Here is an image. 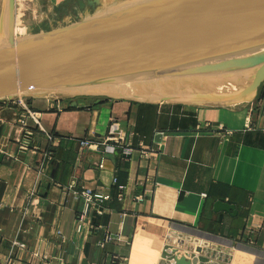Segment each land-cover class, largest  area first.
<instances>
[{
	"label": "crops",
	"instance_id": "obj_1",
	"mask_svg": "<svg viewBox=\"0 0 264 264\" xmlns=\"http://www.w3.org/2000/svg\"><path fill=\"white\" fill-rule=\"evenodd\" d=\"M104 1L33 3L41 4V22L62 26L132 0ZM257 102L54 96L30 104L44 112L52 139L31 127L32 140L22 150L20 105L0 100V264H264V115ZM114 123L137 134L134 148L142 142L154 149L152 158L124 156L115 146L79 153L80 141H95ZM218 123L233 134L217 137L210 126ZM114 181L125 188L122 202ZM72 182L78 189L115 191L106 212L81 233L75 220L82 203L67 191ZM138 194L144 201L133 205ZM219 203L235 212L217 210ZM106 233L111 240L100 247Z\"/></svg>",
	"mask_w": 264,
	"mask_h": 264
},
{
	"label": "water",
	"instance_id": "obj_2",
	"mask_svg": "<svg viewBox=\"0 0 264 264\" xmlns=\"http://www.w3.org/2000/svg\"><path fill=\"white\" fill-rule=\"evenodd\" d=\"M15 22L16 0H2L0 100L32 91L103 98L146 90L200 91L192 101L215 102L219 93L196 88L211 85L239 93L232 104L264 100V0H132L46 33L76 35L28 44L35 35L16 38Z\"/></svg>",
	"mask_w": 264,
	"mask_h": 264
},
{
	"label": "built area",
	"instance_id": "obj_3",
	"mask_svg": "<svg viewBox=\"0 0 264 264\" xmlns=\"http://www.w3.org/2000/svg\"><path fill=\"white\" fill-rule=\"evenodd\" d=\"M27 29L28 28L26 26L21 24L18 25L17 22H15L14 36L16 38L26 37L29 34V30ZM18 101L20 102V100ZM19 105L20 110L17 122L19 124L20 131L22 132V142L20 143V148H22V150L28 148V145L33 137V130L31 127L40 133H44L48 140H51V136L47 134L45 128L43 127L42 121L44 112L33 109L29 104H25L23 102H20ZM256 108L262 113V115H264V100L258 99ZM210 129L217 137H220L221 139L230 137L233 134L231 130L220 123L217 125H211ZM136 138H138V136L131 128L122 129L118 123H114L109 127L105 135L96 138L95 141L89 139L80 141L79 153L83 150L98 152L102 149L115 146L122 149V154L124 156H131L133 153L137 152L142 160H148L152 158L154 149H144L142 142L138 143V148L133 147L132 141ZM32 150L35 151L36 148ZM51 158L52 153H47V160H50ZM102 166V163H99L98 168H102ZM39 171H44V168L40 166ZM112 185L118 191L116 195L117 200L122 202L124 199L125 188L123 186H117L116 181H114ZM67 191L72 193L73 197L82 203V209L78 213L75 220V230L77 233H81L84 228L87 227L88 221L90 219L101 216L106 212V204L114 199L115 192L111 190L108 192L101 190L92 191L87 188L78 189L74 182H72L67 187ZM144 198V195L138 194L132 198L131 203L133 205L139 204L140 202L144 201ZM56 235L60 237L62 243L66 242V238L61 234V232L56 231ZM110 240V234L106 233L104 240L99 244V246L103 247ZM13 245L22 249L26 247L25 244L17 241H15ZM59 264H64L61 259L59 260Z\"/></svg>",
	"mask_w": 264,
	"mask_h": 264
},
{
	"label": "bare ground",
	"instance_id": "obj_4",
	"mask_svg": "<svg viewBox=\"0 0 264 264\" xmlns=\"http://www.w3.org/2000/svg\"><path fill=\"white\" fill-rule=\"evenodd\" d=\"M76 31L73 29H68V30H63L60 32H55V33H50V34H46V33H40L37 34L35 36H33L32 38H29L27 40L22 41L23 44H28V43H32V42H38V41H43V40H49V39H53V38H60V37H67V36H73L76 35ZM196 88H201L204 89L206 91H211L213 93H219V95H221L220 97L214 98L213 100L215 102H227V101H231L233 100V98H237L239 93H222L221 88L219 86H206V87H196ZM200 91H183V92H177V93H170V92H147L146 90L144 91H140V92H134V93H124L122 96L126 99H130V100H135V101H140V102H145L146 100L149 102H156V101H160L161 99L164 98H169L172 101H168V103H178V104H184V105H196L201 103L202 100H198V101H192L193 97L192 96H196L197 94H199ZM221 92V93H220ZM21 95H25V96H31L34 98H48L51 96V94H46L43 92H36V91H32V92H27L24 94H18L16 96H21ZM204 103V102H203Z\"/></svg>",
	"mask_w": 264,
	"mask_h": 264
},
{
	"label": "rangeland",
	"instance_id": "obj_5",
	"mask_svg": "<svg viewBox=\"0 0 264 264\" xmlns=\"http://www.w3.org/2000/svg\"><path fill=\"white\" fill-rule=\"evenodd\" d=\"M29 1L27 2V1L18 0L17 1L18 5L16 7L18 10V17L16 18V22L18 25L21 24V25H24L28 28L27 30H29V34H28L29 36L40 34V33H48V32H51L52 30L62 29V28L68 27L74 23L81 22L83 20L88 19V17L86 19L82 18L79 21H76V22L70 23V24H64L62 26H58L54 23H49V24L45 23L44 24L45 21L41 22L40 18H39L40 16H42L41 15L42 13H40L38 10V8L41 4H38V7H37L36 4H34V3L32 4L33 0L30 2ZM26 3H28V4H26ZM1 7H2V0H0V12H1ZM32 12H33V14H32ZM47 14H50V12ZM60 31H63V30H60ZM60 31H57V32H60ZM50 97H54V96H50ZM50 97H48V98H50ZM18 100H20V102H23L25 104H29V105L31 104L32 106L36 107L37 104H39V102L45 101V98H34L31 96L21 95V96L15 97V101L18 102V104H20V102ZM203 102L207 103V100H202L201 103H203ZM222 102H224V101H222ZM161 103H165V102H161ZM201 103H199V104H201Z\"/></svg>",
	"mask_w": 264,
	"mask_h": 264
}]
</instances>
